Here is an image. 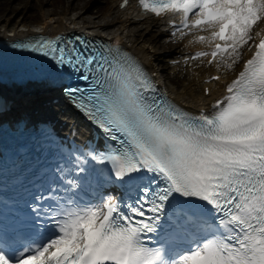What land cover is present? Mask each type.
<instances>
[{"label":"snow or ice","instance_id":"obj_1","mask_svg":"<svg viewBox=\"0 0 264 264\" xmlns=\"http://www.w3.org/2000/svg\"><path fill=\"white\" fill-rule=\"evenodd\" d=\"M139 3L157 16L182 13L183 28L210 30L199 40L223 42L215 44L213 59L218 54L222 60L225 55L238 59L239 50L254 40V26L264 21V0ZM190 14L197 17L192 23ZM256 36L255 51L227 85V95L199 115L166 102L148 103L143 93L150 89L149 78L119 48L66 54L50 40L16 45L54 54L59 65L81 71L85 80L89 75L83 69L95 73L100 91L87 97L93 103L81 100L80 106L105 132L124 139L119 148L91 158L110 165L108 177H101L105 182L139 185L144 197L128 213L111 198L100 205H74L55 221L50 237L22 247L0 237V264H264V35ZM207 55L198 52L193 59ZM141 173L147 174V184ZM206 206L220 214L219 225L194 249L172 256L145 246L142 237L156 230L166 207L182 229L206 222Z\"/></svg>","mask_w":264,"mask_h":264},{"label":"bare ground","instance_id":"obj_2","mask_svg":"<svg viewBox=\"0 0 264 264\" xmlns=\"http://www.w3.org/2000/svg\"><path fill=\"white\" fill-rule=\"evenodd\" d=\"M73 1L75 0H70L69 3ZM69 3H67L63 13H58L48 7L53 5L49 0L43 1L41 5L44 7L42 6L40 9L41 19L36 24L26 22L25 15L21 14L24 12V7L12 8L13 14L11 16L0 17V39H19L36 34H53L68 30H80L106 37L120 36L124 47L139 58L150 71H155L156 77L166 86L169 95L178 103L192 110L207 109L224 94L227 85L235 76L234 72L228 73L227 68L223 66L225 61L232 64L231 69H236V71L240 70L242 66L241 63L237 65L236 61L233 63V59L228 61L223 59L221 62L215 61L210 64L203 60L181 62L185 56H188L186 51L198 48L200 44L192 36L177 37L175 41L181 42L179 48L174 52H168L165 56L168 63L172 60L180 61L178 64L170 66L171 70H178L184 75L179 88L175 87L172 82L166 81V77H162L165 67L161 66L160 68L162 55L155 46V43L158 44L159 40H164L166 36L165 15L157 16L151 13L138 12L131 0H127L126 4L125 0H111L103 15L89 16V9L85 6L78 12L69 14L68 10L71 7ZM34 7L35 5H31L30 10ZM244 57H248L247 52L244 53ZM199 62L202 64L196 69L194 66H197ZM214 75H218L219 79L204 83L206 79ZM205 89L208 90L206 95L204 94ZM49 93L57 98L55 89L13 93L10 97V114L13 117L20 115L62 117L63 120L74 121L73 115L63 104L42 106L46 97L40 98Z\"/></svg>","mask_w":264,"mask_h":264},{"label":"rangeland","instance_id":"obj_3","mask_svg":"<svg viewBox=\"0 0 264 264\" xmlns=\"http://www.w3.org/2000/svg\"><path fill=\"white\" fill-rule=\"evenodd\" d=\"M45 0H0V17H9L13 14V11H11L12 8H25L24 12L21 13L23 16L26 17L27 23H34L36 24L38 20L41 19V7L44 5H41L42 2ZM53 5L48 6L51 9H54L55 12L63 13L67 7V3L70 2V0H49ZM111 3V0H75L72 3H69L71 7L68 10L69 14L78 12L80 9H82L83 6H85L87 9H89V16L101 14L103 15L105 11L108 9L109 5ZM35 5L33 9L30 10V6ZM46 6V5H45ZM83 11V10H81ZM100 15V16H101ZM174 43L170 42L169 44L166 43V40H159V43H155V46L159 49L162 55V62L160 63L161 66H165V70L163 72L162 77H166L169 82H172V84L175 87H178L181 85L184 75L182 73L176 72L171 73L169 70V67L166 63V59L163 55V53L170 52L172 50H175L177 48V43L173 45ZM242 53V51H241ZM235 58V56H234Z\"/></svg>","mask_w":264,"mask_h":264}]
</instances>
